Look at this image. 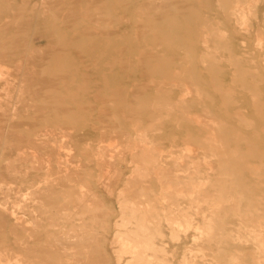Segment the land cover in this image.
Returning <instances> with one entry per match:
<instances>
[{"label": "bare ground", "instance_id": "bare-ground-1", "mask_svg": "<svg viewBox=\"0 0 264 264\" xmlns=\"http://www.w3.org/2000/svg\"><path fill=\"white\" fill-rule=\"evenodd\" d=\"M0 65L13 66L16 88L14 99L0 102V120H19L23 106H52L77 125L153 118L113 144L104 134L92 148L108 170L99 183L109 195L76 152L47 151L38 135L22 142L54 122L51 113L21 134L0 129V174L85 186L74 207H63L71 221L52 231L50 251L18 255L1 245L0 264H249L250 257L264 264V189L255 190L264 186V0H0ZM107 103L109 116L81 114ZM196 109L201 117L184 122ZM199 123L216 131L211 152L183 150L181 161L167 162L164 141L203 133L194 131ZM98 134L95 127L62 140L72 146ZM124 164L131 175L122 180ZM0 188L2 207L41 224L46 190ZM8 218L0 213L2 224ZM4 232L10 240L20 230Z\"/></svg>", "mask_w": 264, "mask_h": 264}, {"label": "rangeland", "instance_id": "rangeland-1", "mask_svg": "<svg viewBox=\"0 0 264 264\" xmlns=\"http://www.w3.org/2000/svg\"><path fill=\"white\" fill-rule=\"evenodd\" d=\"M13 28V26H12ZM14 29V28H13ZM0 69H3V73H0V102H5L10 96L12 99L15 98L16 95V88L14 84V70L13 66L6 65L2 66L0 65ZM36 70H39L36 68ZM31 69H28L26 74H24V88L20 91V103H23L27 101V96L29 95V90L27 89V86L29 85V74ZM32 72V71H31ZM175 81H172L169 83V85H173ZM185 92L190 91V86L184 87ZM51 93V91H48V94ZM168 94V93H165ZM144 94L141 95V97ZM111 104L107 103L106 106H94L92 110L85 111L81 113L84 117H89L92 112L99 113L103 116H109L111 113ZM183 108L182 106L179 107H172V108H166L164 110V114L170 113V115L173 117V115L180 112V110ZM201 109H196L189 113L186 118H183L184 122H189L197 119L198 117H201L202 115ZM46 113H51L52 116L56 117V120L58 121H45V128H38L33 129L30 131V134L23 137L22 142H28V141H35L37 140L38 136H42L44 139L42 144L43 147L47 151H57V152H76L77 156L81 159V162H84L85 166L89 168L88 172V179H90L92 182H94L105 195H109V193L100 185V178L105 176L108 172L106 168H101V165H103V161L101 160L100 156L97 154V152L94 150L92 151L93 147H96L98 143H100V136L107 134L110 135V137L104 139L109 144L116 143V141H119L120 139H123L127 134L133 131L135 128L134 126L139 123H150V121L153 118H150L148 116H145L143 118H139L135 121L133 124H129L127 126H122L118 123H110L100 120H93L86 123H83L81 125H77L76 123L67 122V117H60V115L57 117V114L54 113V108L52 106H43L37 109H31L26 106L22 107V113L20 115V119L17 121H8V120H0V129L5 128H12V131L18 132V134H21L25 129L29 128L30 121L34 118L44 116ZM172 117H169L168 120H171ZM58 118V119H57ZM153 121V120H152ZM64 122V127L61 129H57L54 127V129L47 128V125H57L62 124ZM121 125V126H120ZM97 128L99 134L98 137H84L83 141L81 143H73L72 146H67L63 143V138L68 137V132H70L75 138L81 137L85 134L86 131H91L94 128ZM194 131L197 132H203L197 136H194L192 134H188L182 138H174L169 137L168 140L164 141L163 148L161 149V152L163 155H165V160L169 163L181 161V157L179 156V153L183 150L188 151L189 153L202 155L205 153H210L211 150L206 148V144L208 142V138H210L213 133H216L213 129H210L205 126V124H196L194 125ZM15 133V134H16ZM38 135V136H37ZM245 146V145H244ZM248 147V145H247ZM215 151L220 152L221 147H217L214 145ZM89 150V151H87ZM165 152V153H164ZM3 157V156H1ZM105 163V162H104ZM3 159L0 158V168L3 169ZM122 167V180L125 179V176H130V170L128 168L127 164H124ZM92 169V170H90ZM60 178H56L55 175H32L27 178L25 177H13L8 174H0V184L1 183H8L13 187V190H31L36 189L38 191H48V187L54 188L55 193L54 199H47L46 195H44V202L42 205V209L39 213L40 217H38L36 220H38L41 224H36V221H34V218L31 217L30 214L23 215L17 207H10V208H4L0 205V213L4 214L5 216H8V221H5V223H1L0 221V246L3 245L5 247L14 248L15 252L18 255L22 254H43L46 250H51L50 244H54L50 237L52 236L53 230H60L63 228V222H69L71 221L70 216L63 217V207H74L76 205V201L74 198L76 197V193L81 191L85 186L83 184H78L76 187L73 188H66L59 187V181ZM154 184L151 182L152 186L157 187V181L153 180ZM1 189V188H0ZM264 189L263 185H260L257 187L256 193L261 194L262 190ZM36 204V203H35ZM17 205V204H16ZM53 214L54 216H51ZM19 229L20 233L11 236L10 240H6L5 230H13V229ZM192 233H189L186 238L187 242L191 241ZM55 245V244H54ZM181 246V245H180ZM178 247L179 249L181 247ZM110 248V246H109ZM230 248H234L231 246ZM57 249V247H56ZM180 251H183V247L180 249ZM60 252V251H59ZM62 252V251H61ZM111 253L113 255V259L115 260V253L114 250L111 249ZM249 258V257H248ZM249 264H259L254 258H249Z\"/></svg>", "mask_w": 264, "mask_h": 264}, {"label": "crops", "instance_id": "crops-1", "mask_svg": "<svg viewBox=\"0 0 264 264\" xmlns=\"http://www.w3.org/2000/svg\"><path fill=\"white\" fill-rule=\"evenodd\" d=\"M49 188H50V187H48V189H47V190H48V191H47L48 196H47L46 200H47V199H48V200H49V199L53 200V199H54V195H53V194L55 193V191H54V188H55V187H52V189H50V190H49ZM55 189H56V188H55ZM50 195H51V196H50ZM49 196H50V198H49Z\"/></svg>", "mask_w": 264, "mask_h": 264}]
</instances>
